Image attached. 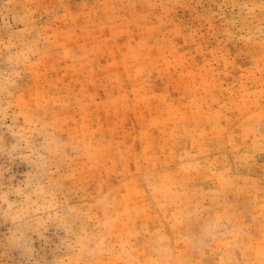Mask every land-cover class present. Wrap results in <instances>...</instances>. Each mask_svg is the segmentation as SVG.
I'll return each mask as SVG.
<instances>
[{
  "label": "rangeland",
  "instance_id": "1",
  "mask_svg": "<svg viewBox=\"0 0 264 264\" xmlns=\"http://www.w3.org/2000/svg\"><path fill=\"white\" fill-rule=\"evenodd\" d=\"M0 264H264V0H0Z\"/></svg>",
  "mask_w": 264,
  "mask_h": 264
}]
</instances>
